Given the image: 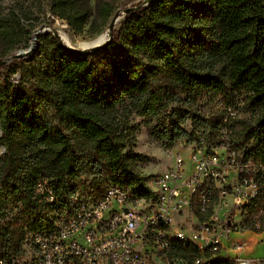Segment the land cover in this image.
Returning <instances> with one entry per match:
<instances>
[{
  "label": "trees",
  "instance_id": "obj_1",
  "mask_svg": "<svg viewBox=\"0 0 264 264\" xmlns=\"http://www.w3.org/2000/svg\"><path fill=\"white\" fill-rule=\"evenodd\" d=\"M86 2L51 0L52 19L83 34L91 16ZM114 10L102 2L92 31L108 26ZM26 11L22 3L18 10H0L8 51L21 42L14 40L11 19L20 23ZM43 38L47 46L38 62L21 66L18 82L11 79L17 70L0 75V258L22 255L27 235L46 227L48 212L66 210L77 194L96 201L111 183L150 194L149 176L136 169L144 157L122 115L135 112L152 121L171 104H194L193 110L173 108L165 126L151 125L163 147L213 139L225 125L234 146L264 161V0H153L128 14L112 41L94 52L69 51L49 31L38 36ZM41 102L53 107L59 124L41 112ZM237 102L238 115L231 117L227 107ZM189 120L190 131L183 127ZM42 179L53 189L54 203L36 192ZM211 256L192 242H173L166 259L231 264Z\"/></svg>",
  "mask_w": 264,
  "mask_h": 264
},
{
  "label": "built area",
  "instance_id": "obj_2",
  "mask_svg": "<svg viewBox=\"0 0 264 264\" xmlns=\"http://www.w3.org/2000/svg\"><path fill=\"white\" fill-rule=\"evenodd\" d=\"M237 106L241 102L227 107L229 116L238 115ZM230 133L224 125L215 138L200 136L187 144L191 167H185L178 153L170 167L149 176V195L115 183L96 201L77 194L66 210L48 212L46 227L27 235L22 255L0 258V264L169 263L166 255L173 242L209 250V260L223 256L231 264H252L255 258L223 252L226 242L242 249L247 240L232 237L235 233H253L264 242V161L248 158L231 142ZM36 192L56 201L46 180L38 182Z\"/></svg>",
  "mask_w": 264,
  "mask_h": 264
},
{
  "label": "rangeland",
  "instance_id": "obj_3",
  "mask_svg": "<svg viewBox=\"0 0 264 264\" xmlns=\"http://www.w3.org/2000/svg\"><path fill=\"white\" fill-rule=\"evenodd\" d=\"M108 1L110 2L115 10L112 14L109 23L112 18L116 14L119 9H124L131 6H136L139 1L143 0H87V5L91 11V16L89 18V23L86 26V31L83 34H75L72 32L68 26L67 21H64L60 18L52 19V14L50 12V3L51 0H0V10H5V12H9L10 10H18V6L20 3L24 4L27 11L24 16L21 15L20 23H18L17 18L11 19V24L14 27L16 32L15 41H21L20 43H16L13 50H9V43L1 36L0 34V55L1 58H6L12 54L19 52L20 50H26L32 44V39L34 35V30L39 28L43 24L50 25L54 27L60 33L69 37L72 47H76L81 43H91L98 36L100 37L103 33L107 32L108 26L101 28L98 32H93L92 29L96 27H91L92 22L97 17L98 9L102 2ZM139 5V4H138ZM20 14V13H18ZM120 20L116 24L115 28H119L123 20L128 14H120ZM26 16L28 18H26ZM63 27V28H62ZM27 30H30L31 33L27 34ZM51 32V31H49ZM65 32V33H62ZM47 32H43L39 35H43ZM37 35V36H39ZM107 37V33H106ZM63 39V38H62ZM46 38L38 40L37 46L32 54L28 56H24L22 58H18L12 60L7 64L6 67L0 68V75L7 73L9 70H17L16 72H11V79L17 80L20 79L19 68L23 65H35L40 58L41 49L43 46H47ZM66 43V41L63 39ZM71 46V45H69ZM87 47V46H86ZM83 46H78L76 48L83 49L86 48ZM0 58V59H1ZM19 81V80H18ZM30 88H34V81L31 80L29 83ZM189 104V105H187ZM178 105L188 106L192 110L197 108L194 104L185 103L184 101L179 104H171L170 107L163 112V114L159 118H154L152 121L146 119L137 113H132L130 115L120 117L122 126L129 130L134 139V149L138 154H141L144 159L142 161L136 162V169L144 176H153L157 173H160L170 167L173 161L176 159L178 153H181L185 160V167L189 169L192 165L190 155L192 154V150L187 148V144H185L182 140L176 141V143L171 148L163 147L153 136L151 133V125L161 124L165 126V123H168V116L173 108ZM41 112L46 115V117L55 124H59L53 107L47 103L39 104ZM183 127L186 130H191L192 123L191 120L187 121L183 124ZM1 136V129H0ZM5 148L0 145V154L4 152ZM86 176H82L85 178ZM87 178V177H86ZM232 237L236 239L244 238L247 241L243 245L241 250H236L240 255L255 258L252 264H264V242H259V237L256 234L243 232L239 234H234ZM227 245L225 247V251L223 254L229 256H235V252L232 250L233 242H226ZM160 264H169L166 260L163 262H159Z\"/></svg>",
  "mask_w": 264,
  "mask_h": 264
},
{
  "label": "water",
  "instance_id": "obj_4",
  "mask_svg": "<svg viewBox=\"0 0 264 264\" xmlns=\"http://www.w3.org/2000/svg\"><path fill=\"white\" fill-rule=\"evenodd\" d=\"M153 0H143L139 5L136 6H131V7H127L124 9H119L116 14L114 15V17L112 18L111 22L108 25L107 28V37L104 40H99V36L97 38H95L93 41H91V44L89 46H87L86 48L83 49H78L76 47H72V46H68L64 43L60 33L58 32V30H56L54 27L47 25V24H43L41 25L39 28H37L36 30H34V33H43V32H48L51 31L53 33V35L58 39V41L60 42V44L67 50L75 52L77 54H82V53H87V52H94L96 50H99L103 47H105L106 45H108L112 39H113V30L115 29V26L117 24V20L118 18H120V14H130L132 12H135L137 10H139L142 6L149 4L150 2H152ZM38 43V36L34 37V43L31 44L30 47H28L26 50H20L19 52L12 54L6 58H1L0 59V65L6 64L12 60L18 59V58H22L24 56H28L30 54H32V52L35 50L36 46Z\"/></svg>",
  "mask_w": 264,
  "mask_h": 264
},
{
  "label": "bare ground",
  "instance_id": "obj_5",
  "mask_svg": "<svg viewBox=\"0 0 264 264\" xmlns=\"http://www.w3.org/2000/svg\"><path fill=\"white\" fill-rule=\"evenodd\" d=\"M119 20H120V18H118V20H117V23L119 22ZM63 28V27H62ZM62 33H65V32H62ZM39 34H41V33H34V35H33V39H32V44L34 43V37L35 36H37V35H39ZM62 38L66 41V45H71V46H73V44L71 43V41H70V39H69V37L68 36H66V35H63L62 34ZM106 38V33H103L100 37H99V40H104ZM91 43H81L80 45H78V46H83V47H86V46H89ZM78 46H76V47H78Z\"/></svg>",
  "mask_w": 264,
  "mask_h": 264
},
{
  "label": "crops",
  "instance_id": "obj_6",
  "mask_svg": "<svg viewBox=\"0 0 264 264\" xmlns=\"http://www.w3.org/2000/svg\"><path fill=\"white\" fill-rule=\"evenodd\" d=\"M226 245H227V243H226ZM232 250H233V252H235V254L234 255H237V254H239L236 250H234L233 248H232ZM232 255V254H231Z\"/></svg>",
  "mask_w": 264,
  "mask_h": 264
}]
</instances>
